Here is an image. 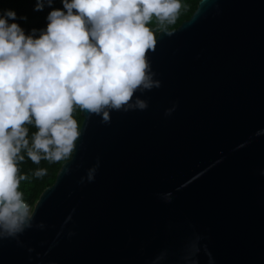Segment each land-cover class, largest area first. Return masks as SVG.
I'll return each instance as SVG.
<instances>
[{
    "label": "water",
    "instance_id": "95a60500",
    "mask_svg": "<svg viewBox=\"0 0 264 264\" xmlns=\"http://www.w3.org/2000/svg\"><path fill=\"white\" fill-rule=\"evenodd\" d=\"M155 39L148 107L82 110L0 264H264V0H201Z\"/></svg>",
    "mask_w": 264,
    "mask_h": 264
},
{
    "label": "clouds",
    "instance_id": "9594fccd",
    "mask_svg": "<svg viewBox=\"0 0 264 264\" xmlns=\"http://www.w3.org/2000/svg\"><path fill=\"white\" fill-rule=\"evenodd\" d=\"M52 3L37 0L35 9ZM62 4L49 12L45 29L30 33L18 23L26 16L0 10V237L32 227L30 205L20 190L26 176L18 162L24 153L35 164L70 156L81 135L73 116L77 107L102 114V122L109 121L112 110L148 107L134 94L161 86L147 55L156 44L149 25L154 17L161 25L173 23L181 8V0ZM28 125L36 128L31 136ZM98 166L99 161L89 169V181ZM46 171L37 168L34 175Z\"/></svg>",
    "mask_w": 264,
    "mask_h": 264
},
{
    "label": "trees",
    "instance_id": "16d2710c",
    "mask_svg": "<svg viewBox=\"0 0 264 264\" xmlns=\"http://www.w3.org/2000/svg\"><path fill=\"white\" fill-rule=\"evenodd\" d=\"M201 0H181V8L177 14V17L173 23H167L161 25L154 17L150 22V27L154 32L155 38L159 32L163 29L175 30L184 21H187L196 11L198 4ZM37 0H0V10L14 9L17 12V17L26 16L27 19H18V23L25 29L26 33H30L32 29H45L48 24L47 16L49 12L54 8H63L62 0H53L52 5H45L42 10H36L35 5ZM39 35V31L36 33ZM74 118L77 120L79 128H81L84 116L82 109L76 108L73 112ZM30 132L29 136L36 131L34 125H28ZM74 151V149H73ZM72 151V153H73ZM25 159L18 162L20 173L26 176V179L20 183V190L24 193V199L30 205V210H33L34 205L38 201L42 192L51 185L54 184L57 174L62 165L68 161L72 154L67 158L57 161L49 162L47 160H41L39 164H35L24 153ZM37 168H45L46 174L41 177L34 175V170Z\"/></svg>",
    "mask_w": 264,
    "mask_h": 264
}]
</instances>
